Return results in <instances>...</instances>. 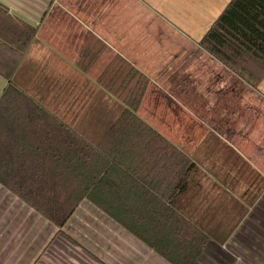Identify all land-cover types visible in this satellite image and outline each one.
<instances>
[{"label": "crops", "instance_id": "crops-1", "mask_svg": "<svg viewBox=\"0 0 264 264\" xmlns=\"http://www.w3.org/2000/svg\"><path fill=\"white\" fill-rule=\"evenodd\" d=\"M228 2L0 0L36 27L15 85L27 90L50 54L82 71L84 53L101 51L82 72L94 83L115 55L127 60L149 80L136 115L174 148L169 158L189 161L178 203L208 235L194 264H264V76L252 83L199 44ZM5 85L0 76V96ZM98 98L110 110L83 127ZM124 107L98 86L74 129L94 142ZM0 264L170 263L86 198L59 228L0 183Z\"/></svg>", "mask_w": 264, "mask_h": 264}, {"label": "trees", "instance_id": "trees-1", "mask_svg": "<svg viewBox=\"0 0 264 264\" xmlns=\"http://www.w3.org/2000/svg\"><path fill=\"white\" fill-rule=\"evenodd\" d=\"M35 34V26L0 4V76L6 80L0 183L59 228L86 198L170 264H194L208 235L178 203L189 161L179 151L169 158L165 149L174 148L135 113L148 78L115 55L94 83L82 72L101 51L84 53L82 71L50 54L23 90L12 78ZM199 44L258 83L264 76V0H229ZM98 86L125 107L90 142L74 125Z\"/></svg>", "mask_w": 264, "mask_h": 264}, {"label": "rangeland", "instance_id": "rangeland-1", "mask_svg": "<svg viewBox=\"0 0 264 264\" xmlns=\"http://www.w3.org/2000/svg\"><path fill=\"white\" fill-rule=\"evenodd\" d=\"M98 100H99V98L97 99V101H96V99L94 100V110H97V111H94L93 112V109H92V107H90L89 108V110H91L90 111V114H92V116H89V117H87V118H84V119H81V121H82V125H83V127H86V128H92V127H90V126H86V124H89V125H91L92 126V123H93V120H95V122L97 121L98 123L100 122V121H102V115L100 114V112H107V111H109L110 110V108L108 107L107 109H106V111L102 108V107H100L101 105L100 104H98ZM86 108V107H85ZM113 111H114V109H112ZM95 112H97L98 113V115H96L94 118H93V114L95 113ZM220 218V217H219ZM225 225H227L228 226V223L229 222H227V220L226 221H224L223 222ZM228 229V228H227ZM224 231V230H223Z\"/></svg>", "mask_w": 264, "mask_h": 264}]
</instances>
